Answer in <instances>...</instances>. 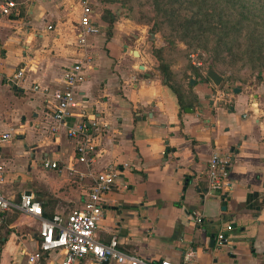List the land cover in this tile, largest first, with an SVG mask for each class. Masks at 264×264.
I'll return each mask as SVG.
<instances>
[{
    "label": "crops",
    "instance_id": "crops-1",
    "mask_svg": "<svg viewBox=\"0 0 264 264\" xmlns=\"http://www.w3.org/2000/svg\"><path fill=\"white\" fill-rule=\"evenodd\" d=\"M10 1L9 12L0 11V130L14 135L0 144L3 196L17 200L31 193L44 215L66 212L85 199L90 174L127 163L102 197L99 240L116 235L120 249L153 263H178L190 249L192 264H264L263 85L231 87L217 102L208 96L212 81L188 77L187 84H195L192 99L183 103L170 80L160 78L141 32L111 2L89 0L97 31L80 43V0ZM76 61L84 73L77 105L52 129L51 91ZM22 67L23 78L6 81ZM80 121L97 133L85 162L65 132ZM214 150L230 158L226 194L207 188L206 163ZM45 160L56 167H43ZM194 212L201 215L197 224L189 217ZM227 224L231 229L219 244L216 235ZM37 228L35 218L16 209L0 213V264H32L28 254L38 248ZM59 260L53 250L41 263ZM76 264L117 263L86 255Z\"/></svg>",
    "mask_w": 264,
    "mask_h": 264
},
{
    "label": "rangeland",
    "instance_id": "rangeland-1",
    "mask_svg": "<svg viewBox=\"0 0 264 264\" xmlns=\"http://www.w3.org/2000/svg\"><path fill=\"white\" fill-rule=\"evenodd\" d=\"M107 1L141 32L160 78L167 76L183 103L192 99L195 84H187L188 77L211 81L208 68L222 76L208 90L217 102L231 87H264V0Z\"/></svg>",
    "mask_w": 264,
    "mask_h": 264
},
{
    "label": "built area",
    "instance_id": "built-area-1",
    "mask_svg": "<svg viewBox=\"0 0 264 264\" xmlns=\"http://www.w3.org/2000/svg\"><path fill=\"white\" fill-rule=\"evenodd\" d=\"M13 1L7 0L0 6L2 13H8ZM92 7L89 0H80V15L76 36L80 43H83L87 34L97 31L96 25L91 19ZM51 26L48 25L47 28ZM3 60V52L0 49V67ZM24 68H18L10 76L6 77L7 82L17 81L24 77ZM84 79L83 65L81 61L74 62L64 73L63 83L51 91L52 96V117L56 121L51 126L56 129L64 124V118L69 114L70 109L77 105V86ZM33 88L38 87L33 85ZM92 127L101 131L95 122ZM66 136L76 140L75 150L78 153L79 161L88 160V156L94 153L95 138L97 133L92 134L84 121L67 125ZM14 137L10 130H0V144L9 142ZM230 158L227 154L214 150L208 157L206 163L205 178L208 190H218L226 194L230 189ZM45 168H54L56 163L45 160L42 163ZM123 163L120 167L115 163L107 164L103 169L90 174L91 181L86 190V197L83 202L66 212L57 210L50 215H44L39 200L31 193L23 192L17 200L4 197L0 188V213L10 209H16L24 214L35 218L38 221V234L40 236L38 248L35 252L28 254V261L32 264H76L86 255H90L95 262L112 261L117 264H192L193 252L186 250L180 262H171L160 259L157 263L142 258L129 252H124L118 246L116 235H112L107 241H101L97 237V224L103 215L102 197L104 193L112 190L118 183ZM3 176L0 174V184ZM190 219L197 224L201 221V215L197 212L190 214ZM231 229L227 224L225 229L218 231L216 240L222 244L226 240L225 230ZM56 250L60 253V260L55 263H41L45 253Z\"/></svg>",
    "mask_w": 264,
    "mask_h": 264
},
{
    "label": "water",
    "instance_id": "water-1",
    "mask_svg": "<svg viewBox=\"0 0 264 264\" xmlns=\"http://www.w3.org/2000/svg\"><path fill=\"white\" fill-rule=\"evenodd\" d=\"M150 36L153 37V33H150ZM134 54H137V52L135 50H134ZM206 75L214 84H219V82L222 80V76L220 74H218L213 68H208ZM237 89L238 88L234 87L233 91H237ZM214 192L216 194L219 193L218 190H214Z\"/></svg>",
    "mask_w": 264,
    "mask_h": 264
},
{
    "label": "trees",
    "instance_id": "trees-1",
    "mask_svg": "<svg viewBox=\"0 0 264 264\" xmlns=\"http://www.w3.org/2000/svg\"><path fill=\"white\" fill-rule=\"evenodd\" d=\"M164 77H166L167 78V76L165 75ZM204 79H207V78H204ZM171 87H172V89H173V92H175L176 93V96H177V98H178V101H180V96L178 95V93L176 92V89L171 85ZM181 105V104H180Z\"/></svg>",
    "mask_w": 264,
    "mask_h": 264
}]
</instances>
